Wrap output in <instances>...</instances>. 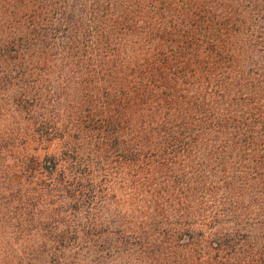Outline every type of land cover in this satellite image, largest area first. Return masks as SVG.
Here are the masks:
<instances>
[{
  "label": "trees",
  "instance_id": "16d2710c",
  "mask_svg": "<svg viewBox=\"0 0 264 264\" xmlns=\"http://www.w3.org/2000/svg\"><path fill=\"white\" fill-rule=\"evenodd\" d=\"M49 1L20 0L21 22L5 18L12 30L0 35V60L62 70L79 88L72 123L119 147L113 206L96 193L105 173L100 185L86 163L72 171L84 231L102 221L97 207H114L124 222H106L122 243L137 244L159 234L157 216L163 233L179 237L163 241V264H220L221 251H235L208 242L215 225L216 237H253L255 228L264 237V0H86L76 23L45 16ZM58 29L70 32L60 37L69 44L52 52ZM128 179L134 191L124 190Z\"/></svg>",
  "mask_w": 264,
  "mask_h": 264
},
{
  "label": "rangeland",
  "instance_id": "374dc122",
  "mask_svg": "<svg viewBox=\"0 0 264 264\" xmlns=\"http://www.w3.org/2000/svg\"><path fill=\"white\" fill-rule=\"evenodd\" d=\"M62 1L50 0L45 16L63 20L62 16L67 15L76 23L86 0H70V10L64 9ZM5 18L21 22L20 0H0L1 36L12 30L6 27ZM54 34L59 35L52 38L55 41L70 32L58 29ZM59 42L52 52L69 44L66 38ZM4 59L0 60V264H163V241H177L179 237L163 233L161 223L156 221L159 217L155 216L152 225L159 234L139 237L140 242L135 244L127 237L128 242L122 243L115 224L106 222H124L121 212L111 211L114 207L107 212L97 207L93 213L102 221L87 226V231L82 228L85 219L75 214L74 207L79 203L71 197V175L73 169L84 173L85 163L93 174L89 173L88 178L94 177L100 183V176L105 173V185L100 183L96 193L104 192L109 206L121 192L114 148L88 139L86 130L72 123L70 95L79 89L77 83H72L69 76L61 78L63 73L58 76L62 70L52 66L49 72H43L46 65L39 61ZM71 84L76 88L72 89ZM80 182L92 189L89 181ZM129 183L128 179L124 190L134 191ZM75 221L80 223L76 232ZM212 230L216 234L207 237L208 242L225 243L221 245L228 251L229 246H234V253H219L220 264L253 262L251 258L264 264V237L257 228L253 237H216L221 230L217 225ZM179 236L186 237L182 232ZM144 241L148 247H143ZM130 246L135 250L128 251Z\"/></svg>",
  "mask_w": 264,
  "mask_h": 264
}]
</instances>
